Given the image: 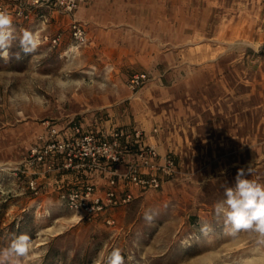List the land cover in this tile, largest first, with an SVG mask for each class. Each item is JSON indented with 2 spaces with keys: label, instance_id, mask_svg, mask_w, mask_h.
<instances>
[{
  "label": "rangeland",
  "instance_id": "obj_1",
  "mask_svg": "<svg viewBox=\"0 0 264 264\" xmlns=\"http://www.w3.org/2000/svg\"><path fill=\"white\" fill-rule=\"evenodd\" d=\"M194 3L209 14L194 15L200 30L193 45L172 48L170 57L154 48L149 62L122 65L112 58L118 48L91 42L97 24L89 16L76 14L87 33L78 45L69 28L73 15L54 0H0L17 36L10 57H0V250L21 234L32 241L27 257L6 264H107L114 248L123 264H264V235L232 234L215 213L239 169L264 184V0ZM24 30L39 41L30 55L19 43ZM124 71L147 74L135 106L149 127L160 126L177 171L160 189L115 209L112 224L78 220L42 178L37 193L30 190L26 161L45 120L118 101L127 88Z\"/></svg>",
  "mask_w": 264,
  "mask_h": 264
},
{
  "label": "built area",
  "instance_id": "obj_2",
  "mask_svg": "<svg viewBox=\"0 0 264 264\" xmlns=\"http://www.w3.org/2000/svg\"><path fill=\"white\" fill-rule=\"evenodd\" d=\"M27 1L34 4L39 0ZM84 1L54 0L60 11L73 15L69 28L73 42L78 45L87 40L84 23L74 16ZM0 11H4L1 4ZM58 40L59 36L52 38L53 43ZM147 80L145 72L135 73L127 86L136 91ZM84 119L79 114L61 122H43L45 130L26 161L32 169L28 186L37 193L38 170L43 174L49 170H89L88 180L59 187L60 202L82 219L103 217L106 223L112 224L115 220L111 213L115 209L137 195L160 189L176 173L177 161L171 152L161 153L155 143L145 142L141 130L135 127L114 125L98 129ZM156 132L154 127L152 133ZM95 173L106 179L104 187L93 181Z\"/></svg>",
  "mask_w": 264,
  "mask_h": 264
},
{
  "label": "crops",
  "instance_id": "obj_3",
  "mask_svg": "<svg viewBox=\"0 0 264 264\" xmlns=\"http://www.w3.org/2000/svg\"><path fill=\"white\" fill-rule=\"evenodd\" d=\"M205 7H199L194 0H86L75 13V17L80 20L85 15L89 16L86 20L90 24H97L91 42L110 50L118 48L112 58L120 60L121 64L125 65L149 62L154 48H160L159 53L162 55L172 56V48L193 45L195 32L200 30L194 23V15L204 12L209 14L208 6ZM76 14H80L81 18L79 19ZM171 60L169 58V62ZM135 73L125 74V71L121 73L125 77L127 88L126 92L121 93L122 97L118 101L112 105L101 104L85 108L75 115L83 114L85 122L90 123L93 128H109L114 125L135 127L141 130L145 142L155 143L161 153L167 152V148L161 142L160 126L151 124L149 127V119L142 117L136 109L134 94L138 91L134 92L127 86L128 79ZM127 99L130 101L125 102ZM154 127L157 128V132L153 134ZM38 172L39 174L35 176L38 180L42 178L43 187L47 188L48 192L57 194L59 199V187H70L86 181L91 171L49 170L44 174L40 170ZM93 181L100 187L106 185V179L99 173L93 175ZM123 206L125 204L121 207ZM76 216L78 220H84Z\"/></svg>",
  "mask_w": 264,
  "mask_h": 264
},
{
  "label": "clouds",
  "instance_id": "obj_4",
  "mask_svg": "<svg viewBox=\"0 0 264 264\" xmlns=\"http://www.w3.org/2000/svg\"><path fill=\"white\" fill-rule=\"evenodd\" d=\"M17 39L12 17L5 11H0V57L8 59L11 55L12 43ZM21 50L25 55L34 53L38 47V38L30 31L24 30L19 37ZM19 59V53L15 54ZM63 87V85H61ZM250 172L245 173L239 169L235 177V183L226 187L225 199L215 205L217 216L223 217L225 226H231L232 234L240 230H254L264 235V184L246 178ZM145 220L151 222L152 215L145 213ZM208 226L202 227L203 232ZM32 248L31 238L27 234H21L9 245L0 250V264H6L11 256L27 257ZM107 264H123V256L118 248H114L107 257Z\"/></svg>",
  "mask_w": 264,
  "mask_h": 264
}]
</instances>
